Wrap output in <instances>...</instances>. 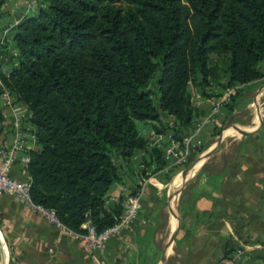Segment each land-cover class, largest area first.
Instances as JSON below:
<instances>
[{
  "label": "trees",
  "instance_id": "1",
  "mask_svg": "<svg viewBox=\"0 0 264 264\" xmlns=\"http://www.w3.org/2000/svg\"><path fill=\"white\" fill-rule=\"evenodd\" d=\"M13 41L16 63L0 80L34 129L31 199L75 232L89 223L100 233L123 210L106 203L116 159L147 146L136 121L165 118L171 128L156 130L182 142L195 116L190 84L208 97L210 81L225 79L231 113L264 77V0H41ZM212 54L222 63L210 64ZM153 157L165 166L160 150Z\"/></svg>",
  "mask_w": 264,
  "mask_h": 264
},
{
  "label": "crops",
  "instance_id": "2",
  "mask_svg": "<svg viewBox=\"0 0 264 264\" xmlns=\"http://www.w3.org/2000/svg\"><path fill=\"white\" fill-rule=\"evenodd\" d=\"M31 1L4 0L0 6L3 73L17 59L8 35L25 14L36 9V4L27 6ZM254 93L253 102L260 100L256 114L240 125L230 124L237 135H231V127L220 134L223 117L203 129L198 141L204 148L190 156L201 159L191 169L167 162L157 168L153 149L163 151L171 129L159 133L157 121L135 122L147 146L128 159H116L119 180L106 203L121 202L142 181L146 182L144 195L134 222L109 238L102 249H89L82 239L49 223L13 196L0 194V264H211L214 257L217 264H264V85ZM194 95L195 116L186 134L196 119L209 113L215 98ZM10 116V109L0 101V131L10 125ZM227 135L232 143L225 146ZM220 153L219 165L214 160ZM24 173L19 166L12 169L14 175ZM225 250L232 252L220 259Z\"/></svg>",
  "mask_w": 264,
  "mask_h": 264
},
{
  "label": "built area",
  "instance_id": "3",
  "mask_svg": "<svg viewBox=\"0 0 264 264\" xmlns=\"http://www.w3.org/2000/svg\"><path fill=\"white\" fill-rule=\"evenodd\" d=\"M36 1L32 0L27 6L29 8L34 6ZM233 92L234 88L212 99L209 113L195 120L182 142L174 140L172 134H169L170 142L162 151V156L168 164L185 166L189 163L190 156L195 150L194 146H199L198 139L201 132L224 116V105ZM0 101L11 111L10 125L0 131V194L13 196L27 208L45 217L49 223L82 239L91 250L102 249L109 238L121 233L134 222L144 195L145 181L140 182L138 187L127 193L120 202L123 210L119 219L100 233H97L89 223L83 224V227L87 229L85 234L75 232L61 223L52 209L34 203L30 196L31 179L26 170L30 159L28 151L36 149L34 129L29 121L28 110L24 104L16 100L1 80ZM15 166L23 168L25 173L12 174Z\"/></svg>",
  "mask_w": 264,
  "mask_h": 264
},
{
  "label": "rangeland",
  "instance_id": "4",
  "mask_svg": "<svg viewBox=\"0 0 264 264\" xmlns=\"http://www.w3.org/2000/svg\"><path fill=\"white\" fill-rule=\"evenodd\" d=\"M41 0H37L36 1V6L38 5V2H40ZM13 34L14 33H12V35L11 36H9L8 35V37L9 38H12L13 39ZM14 42V41H13ZM13 45H14V47L16 48V45H15V42L13 43ZM14 48V49H15ZM15 51H16V53L18 54V50H17V48L15 49ZM16 58H17V56H16ZM209 62H210V64H214V63H218V64H221L222 63V58L221 57H219V56H217V55H215V54H212L211 56H210V58H209ZM264 65H260L259 66V68L262 70V71H264L263 70V67ZM226 85V80L225 79H223V78H221L219 81H210V85H209V87H211L212 89L211 90H209L210 92V96H214V97H218V96H221L222 95V93L224 92V91H228V90H231V89H233V88H229V87H226L225 86ZM264 85V79H262V80H259L255 85H254V88H253V90L251 91V90H247V88H243V90H242V93H241V95H242V98L240 99V101L238 102V107L234 110V111H236L234 114H233V112H231V113H227V110L225 109L224 110V116H223V118L220 120V121H222L221 123H223V126H222V128L220 129V134L222 133V132H224L227 128H230L231 127V129H233V127H232V125L230 126V124H234V125H240L244 120H248L249 119V117L251 116V114L252 115H255L256 114V107H255V104L256 105H258V102L260 103V100H258V98L256 99V101H255V103L253 102V97H254V92H255V90H259L262 86ZM188 92H189V94H190V98H194L195 97V92H198V93H200L199 92V90L196 88V87H194L192 84H190L189 86H188ZM212 93V94H211ZM234 93V92H233ZM232 93V94H233ZM232 94H230V95H232ZM229 95V96H230ZM228 99H229V97H228ZM229 100H227V102H228ZM262 101V100H261ZM257 102V103H256ZM247 105H248V108H247ZM162 120L163 121H165L164 120V118H162ZM160 125H165V127H167V128H170L171 126V124H169V122L168 121H165V122H162V124H160ZM160 127V126H159ZM231 135H237V133L234 131V129H233V131L231 132ZM231 135H227L225 138H224V140H223V142H224V145L225 146H227V145H229V141L231 140V138H232V136ZM186 136V135H185ZM230 143H232L231 141H230ZM204 145H201V144H199V146H194L195 147V155H198V152H200V151H202V149L204 148L203 147ZM232 146H234V143L232 144ZM206 150V149H205ZM204 150V151H205ZM195 157L196 156H193V157H191L190 158V161H189V163L191 162V161H193L194 159H195ZM217 158V160H214V161H217L216 163L217 164H221L222 163V154L220 153L219 155L217 154V156H216ZM213 161V162H214ZM212 162V165L214 164ZM189 163L188 164H186L185 166H181V168L183 169L184 167H186V166H188L189 165ZM216 164V165H217ZM177 198L175 199V201H174V206H175V210H177Z\"/></svg>",
  "mask_w": 264,
  "mask_h": 264
},
{
  "label": "water",
  "instance_id": "5",
  "mask_svg": "<svg viewBox=\"0 0 264 264\" xmlns=\"http://www.w3.org/2000/svg\"><path fill=\"white\" fill-rule=\"evenodd\" d=\"M243 132H246V131L243 130ZM200 159H201L200 157H197L196 159H194L193 161H191L189 163L187 169H191V168L195 167L199 163Z\"/></svg>",
  "mask_w": 264,
  "mask_h": 264
},
{
  "label": "bare ground",
  "instance_id": "6",
  "mask_svg": "<svg viewBox=\"0 0 264 264\" xmlns=\"http://www.w3.org/2000/svg\"><path fill=\"white\" fill-rule=\"evenodd\" d=\"M192 175V174H191ZM166 247V246H165ZM168 249V248H167ZM171 250V249H170Z\"/></svg>",
  "mask_w": 264,
  "mask_h": 264
}]
</instances>
